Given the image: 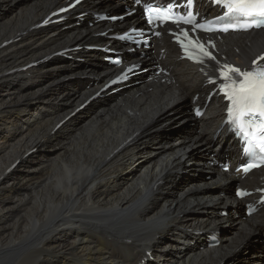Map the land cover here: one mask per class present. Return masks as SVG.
Returning <instances> with one entry per match:
<instances>
[{
  "label": "bare ground",
  "instance_id": "obj_1",
  "mask_svg": "<svg viewBox=\"0 0 264 264\" xmlns=\"http://www.w3.org/2000/svg\"><path fill=\"white\" fill-rule=\"evenodd\" d=\"M64 1L0 0V264H264V206L236 216L245 200L229 191L260 189L264 168L243 179L232 172L237 144L220 128L221 99L204 101L216 64L182 60L162 32L154 53L124 64L156 61L165 71L108 99L101 93L65 120L122 69L85 49L47 58L75 45L123 50L96 34L141 18L96 23L94 12L129 2L93 0L78 8L87 21L75 13L62 26L34 28ZM213 48L216 61L248 66L264 51V30L223 35ZM172 127L181 135L165 138ZM220 156L231 160L227 174L215 166ZM212 234L218 247L205 241Z\"/></svg>",
  "mask_w": 264,
  "mask_h": 264
},
{
  "label": "snow or ice",
  "instance_id": "obj_2",
  "mask_svg": "<svg viewBox=\"0 0 264 264\" xmlns=\"http://www.w3.org/2000/svg\"><path fill=\"white\" fill-rule=\"evenodd\" d=\"M225 3L229 13L251 18L264 17V0H225ZM147 11L158 13L161 10L157 8ZM254 22L259 26V21ZM199 47L203 50L202 45ZM204 55L209 54L204 52ZM260 59L264 60V56ZM256 63L253 61L254 65ZM219 74L226 81L223 87L230 89V92L225 93L230 101L229 115L238 113L228 123L252 146L246 149L247 151L251 152L253 148L258 147L260 154L264 155V68L241 71L231 65H225ZM256 166L254 163L249 164L244 171L247 172L249 168Z\"/></svg>",
  "mask_w": 264,
  "mask_h": 264
},
{
  "label": "rangeland",
  "instance_id": "obj_3",
  "mask_svg": "<svg viewBox=\"0 0 264 264\" xmlns=\"http://www.w3.org/2000/svg\"><path fill=\"white\" fill-rule=\"evenodd\" d=\"M119 14H121V13H119ZM86 21H87V20H86ZM79 51H81V50H79ZM149 52L154 53V49L151 47L150 50H149ZM71 54H73V53H71ZM150 54H151V53H150ZM52 59H59V58H52ZM82 59H83V58H82ZM79 63H84V60H82V62H79ZM154 63H157V62L145 63V64H143V67H148V66H150L151 64H154ZM152 72H153V71H150L146 76L151 75ZM141 79H142V78H138L137 80H138V81H141ZM141 83H142V81H141ZM127 90H128V89H127ZM107 99H108V98H107ZM88 107H89V106L85 107L83 110H80V113H78V114L80 115V114H82L83 112H85V111L88 109ZM197 123H198V120L193 119L192 122L186 124L185 126L187 127V129L192 130V129H194L195 125H197ZM181 131H182V130L179 129L178 127H172V129H169V130L167 131V133H165V138H168V137H170V138H176L178 135H181ZM174 135H175V136H174ZM31 152H32V154L34 155L35 152H36V149H33V151H30V153H31ZM32 154H29V156H33ZM201 156H205V157L207 156L206 159H208V158H209V153H208V152H204V153H202ZM223 157H225V156H222V157H220V158H223ZM4 159H5V158H3V159L1 160L0 165H1V163L4 161ZM218 159H219V158H217V162H220V160H218ZM212 162H213V161H212ZM217 162H216V164H217ZM205 176L208 177L209 175L205 174ZM229 191L232 192L233 190L230 189ZM232 193H233V192H232ZM240 209H242V208H237V209L235 210V214H236V216H242V212H241ZM261 239H264V236L261 237ZM261 239H260L261 246H264V241H262ZM259 248H260V246H259ZM259 248H258V249H259ZM263 250H264V248L262 249V252H263ZM262 256H263V255H262ZM263 257H264V256H263Z\"/></svg>",
  "mask_w": 264,
  "mask_h": 264
}]
</instances>
